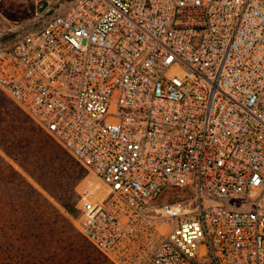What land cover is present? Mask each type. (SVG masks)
<instances>
[{
  "label": "built area",
  "instance_id": "built-area-1",
  "mask_svg": "<svg viewBox=\"0 0 264 264\" xmlns=\"http://www.w3.org/2000/svg\"><path fill=\"white\" fill-rule=\"evenodd\" d=\"M0 87L100 181L114 264H264V0H73Z\"/></svg>",
  "mask_w": 264,
  "mask_h": 264
},
{
  "label": "trees",
  "instance_id": "trees-1",
  "mask_svg": "<svg viewBox=\"0 0 264 264\" xmlns=\"http://www.w3.org/2000/svg\"><path fill=\"white\" fill-rule=\"evenodd\" d=\"M87 174L88 170L0 87V184L12 188L16 199L21 198L26 184L30 189L27 201L44 200L47 207L44 211L40 205L26 207L30 209L27 211L0 203V264H41L44 259L54 260L55 253L45 249L47 245L65 238L73 241L72 245L75 240L86 239L71 217L83 218L75 189ZM26 175L54 197L69 216L59 211Z\"/></svg>",
  "mask_w": 264,
  "mask_h": 264
},
{
  "label": "rangeland",
  "instance_id": "rangeland-1",
  "mask_svg": "<svg viewBox=\"0 0 264 264\" xmlns=\"http://www.w3.org/2000/svg\"><path fill=\"white\" fill-rule=\"evenodd\" d=\"M44 2H48V6L40 11V7ZM73 0H1L0 2V47L12 46L24 35L41 29L48 19L65 13L71 6ZM7 160L18 170L20 169L11 159ZM24 173V172H23ZM25 175V173H24ZM28 180L40 189L50 202H52L62 213L69 216L63 206L50 194L45 192L32 178L26 175ZM23 192H20L21 198L16 199L14 190L0 184V203L5 202L6 207L16 206L19 210L23 208L30 211L29 208H38L44 211V198L43 201L31 199L27 201L29 196V186L24 185ZM102 191L100 181L88 171V174L83 178L75 189V197L77 206H79L82 197H91L98 195ZM189 192L172 190L170 194H166L164 200L183 197L188 195ZM20 197V196H19ZM39 199V200H40ZM71 217V216H70ZM74 225L79 229V221L71 217ZM65 238V240L55 245H47L45 249L56 254H53L54 260L48 261L44 259L41 264H114L98 249L91 245L86 239H79L74 241Z\"/></svg>",
  "mask_w": 264,
  "mask_h": 264
},
{
  "label": "water",
  "instance_id": "water-1",
  "mask_svg": "<svg viewBox=\"0 0 264 264\" xmlns=\"http://www.w3.org/2000/svg\"><path fill=\"white\" fill-rule=\"evenodd\" d=\"M48 6V2H44L40 7V11H43Z\"/></svg>",
  "mask_w": 264,
  "mask_h": 264
}]
</instances>
